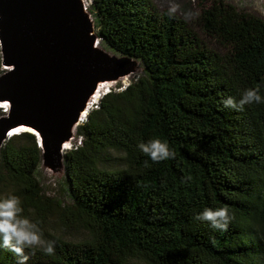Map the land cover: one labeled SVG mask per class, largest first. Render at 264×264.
Wrapping results in <instances>:
<instances>
[{
	"label": "trees",
	"instance_id": "obj_1",
	"mask_svg": "<svg viewBox=\"0 0 264 264\" xmlns=\"http://www.w3.org/2000/svg\"><path fill=\"white\" fill-rule=\"evenodd\" d=\"M88 9L100 40L144 72L105 92L79 125L80 143L64 153L69 204L43 192L33 132L1 142L0 195H18L56 241L54 256L37 252L28 264H264V102L243 111L221 103L246 87L264 97V19L213 0L197 23L220 53L153 0H92ZM1 61L0 50V74ZM156 137L174 158L140 152ZM220 206L233 217L227 231L195 219ZM0 264H16L14 255L0 249Z\"/></svg>",
	"mask_w": 264,
	"mask_h": 264
},
{
	"label": "water",
	"instance_id": "obj_2",
	"mask_svg": "<svg viewBox=\"0 0 264 264\" xmlns=\"http://www.w3.org/2000/svg\"><path fill=\"white\" fill-rule=\"evenodd\" d=\"M84 6L81 0H0V102L7 104L0 140L13 126L27 125L38 132L32 131L42 153L62 155L98 79L126 72V56L97 50L100 37Z\"/></svg>",
	"mask_w": 264,
	"mask_h": 264
},
{
	"label": "clouds",
	"instance_id": "obj_3",
	"mask_svg": "<svg viewBox=\"0 0 264 264\" xmlns=\"http://www.w3.org/2000/svg\"><path fill=\"white\" fill-rule=\"evenodd\" d=\"M178 7L179 5L173 3L167 9L166 14L174 17ZM262 102H264V97L261 96L258 87L244 88L240 91L238 98L231 95L221 98L224 107L237 111H243L245 106ZM0 107L5 111L7 104L0 102ZM137 147L153 162L175 157V152L169 147L168 142L159 137L140 142ZM186 179L191 180V176ZM23 212L22 201L18 195L13 193L0 195V249L12 253L16 264H28L31 256L37 252L46 256H54L56 241L46 239L39 223L24 215ZM195 219L207 224L212 230L225 232L229 229L233 217L227 206H220L204 207L196 214Z\"/></svg>",
	"mask_w": 264,
	"mask_h": 264
},
{
	"label": "rangeland",
	"instance_id": "obj_4",
	"mask_svg": "<svg viewBox=\"0 0 264 264\" xmlns=\"http://www.w3.org/2000/svg\"><path fill=\"white\" fill-rule=\"evenodd\" d=\"M153 1L160 10L168 9L173 3L179 5L177 13L187 20V22L199 34L200 38L206 43V45L214 50H217L220 53L226 52V49L222 45H220L215 39L206 35L204 31L200 28V25L197 23V18L198 15L201 13V10L209 7L213 3V0H153ZM224 1L233 4L239 9L248 12H253L264 19V0H224ZM83 2L84 5L86 6L89 17L91 18V22H90L91 31L95 35H98L93 14L88 9V7L91 6L92 0H83ZM97 50L101 51L103 54L107 56L115 55L118 58H121L122 56H126L124 65H126L125 68L127 70L123 74H119L118 76L107 79L105 81V85L99 91L98 96L89 99V102L87 104L86 114H84L82 118H80V120L71 127L70 139H68V147H65L63 149L62 155L50 156L42 153L41 162L37 170V176L40 181L43 192L55 204L56 202L57 203L59 202L61 205H66L70 203L69 200L70 198L68 197L67 187L65 182L66 170L64 165V153L66 150L80 143V136L77 134L79 125L85 121L88 112L91 110V108L96 106V103L98 102V99L101 95H103L105 92L111 89L119 90L124 88L133 79H136L139 75H141L144 72V66L139 59L127 55H122L114 51L113 49L109 48L105 44V42L101 41L100 39H99V48L97 47ZM1 67H3L2 63H1ZM17 132H21V130L12 133H17ZM5 138L0 140V142L3 141ZM37 138H39L41 144V139L40 137H38V134H37ZM51 220H52V224L54 223V225H57L59 221L58 219H56V215L54 214L53 216H51Z\"/></svg>",
	"mask_w": 264,
	"mask_h": 264
},
{
	"label": "bare ground",
	"instance_id": "obj_5",
	"mask_svg": "<svg viewBox=\"0 0 264 264\" xmlns=\"http://www.w3.org/2000/svg\"><path fill=\"white\" fill-rule=\"evenodd\" d=\"M83 2V0H81ZM83 5H84V2H83ZM83 13H86L85 11V6L82 10ZM7 67H9L8 65H6ZM112 77H115V76H111V77H108V78H105V79H98L95 87L90 90V92L87 94L86 96V100H85V104H84V107L81 108L78 113H77V116L73 119V124L78 122L80 120V118H82V116L84 114H86V111H87V104L89 102V99H91L92 97H97L98 94H99V91L101 90V88L105 85V81L109 78H112ZM100 98V97H99ZM23 131V130H26V131H34V132H37L35 129H33L32 127L30 126H27V125H16V126H13L11 129H10V133L12 132H15V131ZM38 133V132H37ZM65 147H68V139H64L63 141V144H62V148L64 149ZM62 149V150H63Z\"/></svg>",
	"mask_w": 264,
	"mask_h": 264
}]
</instances>
